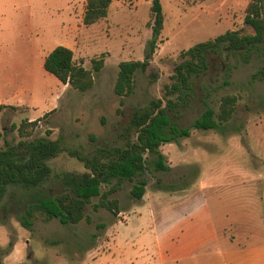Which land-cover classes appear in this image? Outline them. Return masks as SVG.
<instances>
[{"label":"rangeland","instance_id":"374dc122","mask_svg":"<svg viewBox=\"0 0 264 264\" xmlns=\"http://www.w3.org/2000/svg\"><path fill=\"white\" fill-rule=\"evenodd\" d=\"M59 1V27L68 32L57 37L51 35L49 28L44 33L48 34L47 39L70 47L76 61L86 69L92 70L93 60L101 58L105 65L94 74L95 84L90 91L82 93L63 85L39 62L41 38L36 36V28L47 23L39 16L42 1L0 0V42L4 43L0 48V73H10L12 77L26 73L31 89L30 108L14 104L1 107L0 150L6 148V142L16 144L22 139L40 137L61 139L67 150L87 157L98 148L123 146L135 110L153 99H162L166 104L169 98L166 86L172 83L182 51L228 30L253 33L244 23L250 0H161L165 25L158 49L148 70L138 72L135 92L126 98L122 112L118 113L120 98L115 95L114 86L119 64L144 60L152 39L151 2L113 0L107 18L85 25L87 0ZM24 44L26 51H19L18 46L22 48ZM48 54L43 51L41 59ZM19 59V68L8 66ZM259 71H264V45L253 52L248 63L227 52L209 56V69L194 79L196 93L190 103L171 116L177 115L174 121L188 128L205 110V102L218 110L222 97L235 95L238 103L233 119L226 123L223 132L192 130L190 137L163 145L161 152L170 170L147 171L144 178L148 185L141 201L131 196L135 182H125L122 190L111 196L120 202L119 215L102 207L96 210L94 205L100 198H94L79 224L64 226L59 220L38 219L33 230H27L18 217L31 198L25 191L10 187L0 204V264H162L161 253L146 252L152 244L146 243L143 252H139V246L133 243L144 227L156 225L162 232L170 216L178 220L181 215L184 221L209 220L210 196L206 195H211L213 189L226 190L234 176L251 175L262 195L264 75L253 79ZM152 72L158 76L156 81H152ZM18 86L19 83L3 82L0 95L9 96ZM28 87L22 89L28 92ZM47 103L50 104L46 108ZM34 122H37L34 128L29 126ZM21 126L31 137H21ZM49 163L53 177L46 189L52 197L65 191L57 175L85 171L83 163L68 151ZM201 185L206 190H200ZM253 232L258 237L262 229L255 228ZM237 233L241 241L253 239L246 236L251 235L250 231L239 229Z\"/></svg>","mask_w":264,"mask_h":264},{"label":"trees","instance_id":"16d2710c","mask_svg":"<svg viewBox=\"0 0 264 264\" xmlns=\"http://www.w3.org/2000/svg\"><path fill=\"white\" fill-rule=\"evenodd\" d=\"M151 2L152 39L148 42L143 61H124L119 64L115 95L120 98L118 113L126 104L136 88L138 72H145L151 65L158 49L160 36L165 25V13L161 0ZM113 0H87L83 17L85 25H93L109 15ZM244 23L253 33L242 34L239 30H228L214 39L198 43L182 51L181 61L175 65L172 83L166 86L169 97L166 104L162 99H153L144 107L135 110L129 127L126 129V143L123 146L98 148L91 157L67 150L61 139L50 140L46 137L22 139L16 144L6 142L0 150V204L4 201L10 187L25 191L31 200L24 206L18 217L21 225L33 230L35 221L59 220L64 226L76 225L86 217L87 205L94 198L100 202L94 205L109 210L115 215L120 213V202L111 196L122 190L125 182H135L131 196L141 201L146 193L147 171L167 172L170 166L161 152L165 144L178 142L190 137L192 130L224 131L226 123L233 119L237 110L238 97H222L218 110L205 102V110L188 128H182L174 121L181 106H187L196 93L194 79L209 69V56L227 52L242 57L245 63L253 52L264 45V0H250L245 10ZM105 65L104 58L93 60L92 70L86 69L75 59L72 49L57 46L45 58L44 69L56 77L63 85L79 92L90 91L95 84L94 74ZM264 75L259 71L253 75L257 79ZM152 81L157 74L151 73ZM228 84V82H226ZM1 109V108H0ZM37 122L29 124L35 127ZM21 137H31L22 126ZM50 132H48L49 134ZM68 151L72 157L83 163L82 173L65 172L57 175L65 186V191L56 197L49 195L47 183L53 177L50 161L62 152Z\"/></svg>","mask_w":264,"mask_h":264},{"label":"crops","instance_id":"0c3cea01","mask_svg":"<svg viewBox=\"0 0 264 264\" xmlns=\"http://www.w3.org/2000/svg\"><path fill=\"white\" fill-rule=\"evenodd\" d=\"M41 1L39 16L41 21L47 23L38 24L35 34L41 38L39 62L44 67L45 59H41L43 51L50 53L57 46L70 47L56 43V41L51 43L47 39L48 34L45 35V30L49 28L52 29L51 35L57 37L63 32H68L59 27L58 7L61 2L59 0ZM27 30L25 21L23 24L24 37H26ZM3 46L4 43L0 42V48ZM17 49L25 52L26 46L24 44L22 48L18 46ZM20 61L19 59L13 64L10 62L8 66L19 68ZM3 82L8 85L15 82L19 83V86L12 90L9 96L0 95V108L9 104L31 107L28 100V93L31 95V89L26 73L13 77L10 73H0V84L2 85ZM27 85L29 86L28 92L22 89ZM49 104L47 103L46 108ZM230 181L232 182L225 187L226 190L213 189L211 195H206V197L210 196L207 198L211 205L209 220L184 221L181 215L178 220H176L177 217L170 216V220L164 223L162 232L156 225H148L139 231L136 240H133V243L139 246L137 250L143 252L146 243L147 245L152 244V248L147 249L146 252L161 253L162 264H264V193L262 195L258 193L259 190L256 189L251 175L234 176V179ZM200 190L206 189L201 185ZM183 192L186 194V191ZM255 228L262 229L258 237L253 232ZM239 229L252 232L251 235L247 233L246 236L253 239L241 241L237 233Z\"/></svg>","mask_w":264,"mask_h":264}]
</instances>
